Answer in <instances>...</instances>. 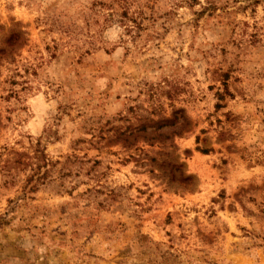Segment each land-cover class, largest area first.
Segmentation results:
<instances>
[{
    "label": "rangeland",
    "instance_id": "1",
    "mask_svg": "<svg viewBox=\"0 0 264 264\" xmlns=\"http://www.w3.org/2000/svg\"><path fill=\"white\" fill-rule=\"evenodd\" d=\"M0 264H264V0H0Z\"/></svg>",
    "mask_w": 264,
    "mask_h": 264
},
{
    "label": "trees",
    "instance_id": "2",
    "mask_svg": "<svg viewBox=\"0 0 264 264\" xmlns=\"http://www.w3.org/2000/svg\"><path fill=\"white\" fill-rule=\"evenodd\" d=\"M179 118H181V122H179ZM186 122L184 115H182V113L179 110H175L172 113V116L169 117H162L159 118L158 120L154 121V123L156 124L157 128H161V127H172L175 125H184V123Z\"/></svg>",
    "mask_w": 264,
    "mask_h": 264
}]
</instances>
